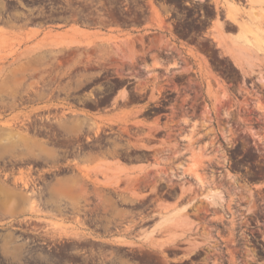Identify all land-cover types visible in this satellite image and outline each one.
<instances>
[{
  "label": "rangeland",
  "instance_id": "374dc122",
  "mask_svg": "<svg viewBox=\"0 0 264 264\" xmlns=\"http://www.w3.org/2000/svg\"><path fill=\"white\" fill-rule=\"evenodd\" d=\"M218 4L0 0V143L23 125L39 144L0 157V258L40 263L49 246L101 264H264V58H234ZM177 207L189 226L164 250L88 241Z\"/></svg>",
  "mask_w": 264,
  "mask_h": 264
},
{
  "label": "bare ground",
  "instance_id": "6f19581e",
  "mask_svg": "<svg viewBox=\"0 0 264 264\" xmlns=\"http://www.w3.org/2000/svg\"><path fill=\"white\" fill-rule=\"evenodd\" d=\"M220 2H221V0H220ZM246 2H247V5H248V7L246 8V7H244V8H246L245 10H241L240 9V7L238 6L239 4H237V6L231 1V0H222V7H223V10H225V13H226V18L228 19V20H230L237 28H236V30L237 31H235V33L232 35V37L229 39L230 40V43H231V47L233 48V50H234V53H235V56H234V58L235 59H237V60H239L241 63H243L244 64V66H246V67H248L249 69L250 68H252V66H253V59L256 57V58H258L260 55H262V58H264V0H246ZM221 4V3H220ZM243 6V5H242ZM222 27V24L221 23H219L218 25H217V29L219 28H221ZM79 29V28H78ZM2 30V29H1ZM0 30V31H1ZM4 30V29H3ZM2 30V32H4ZM73 30H75V29H73ZM80 30H82V29H80ZM1 32V33H2ZM76 32L77 33H79L80 31H77L76 30ZM82 33H83V31H81ZM0 33V34H1ZM82 35V34H81ZM230 46V45H229ZM230 47V48H231ZM259 59V58H258ZM254 61H255V59H254ZM21 127H23V125L22 126H9L8 125V128H3V129H5V130H7V131H9V134H11L10 136L11 137H9L8 139H4L3 140V142H1L0 143V157L2 156V155H4V154H7L8 152H10V151H12L13 150V147L14 146H16L18 143H22L24 146H26V145H28V144H30L31 146H39V144L36 142V141H34V140H32L29 136H28V134H27V128H24V131H21ZM23 129V128H22ZM192 135V134H191ZM188 138H190V136L188 137ZM14 139V140H13ZM191 139V138H190ZM189 140V139H188ZM192 140V139H191ZM191 140H190V142H188V143H191L192 144V142H191ZM187 143V144H188ZM190 145V144H189ZM193 146V145H192ZM27 147V146H26ZM186 147L188 148V150H190V149H192V151L194 150V146L192 147V148H190L189 149V147L186 145ZM191 147V146H190ZM186 148V149H187ZM196 150V149H195ZM191 152V151H190ZM199 155V154H198ZM31 156H33V155H31ZM195 156V155H194ZM196 156H197V154H196ZM195 156V157H196ZM191 157H193V156H191ZM198 157V156H197ZM200 157V156H199ZM47 158H52V155L51 154H46L45 155V160L47 159ZM194 158V157H193ZM193 158H191V159H193ZM198 159V158H197ZM199 160V159H198ZM118 161V160H117ZM117 161H115V160H113V161H111V159L110 160H107V162H109V163H107V164H105V165H110V163L111 164H114L115 166H116V169L120 166V170H121V162L120 163H118ZM191 161H193L192 163H190L189 164V166L186 168V170L187 171H189L190 173H192L193 174V177H194V179H195V182H196V184L199 186V189L201 190V188H205V186H206V184H205V180H204V177H203V175H202V173H201V170H199V164L200 163H198L197 161H196V159L194 158V160H191ZM101 164H102V162H100ZM100 163H97L98 164V166H97V164L94 166V167H96L95 169H99L98 171L100 172V173H98V175L99 174H105L104 172H106L105 171V169H107V168H103L105 165L103 164V167H101L102 169H104V171L103 172H101L100 171ZM104 163H105V161H104ZM198 163V164H197ZM93 167V166H92ZM111 167V166H110ZM157 167V166H156ZM155 167V168H156ZM178 167V166H177ZM179 167H183V166H179ZM90 170L89 171H92V170H95V169H93V168H89ZM92 169V170H91ZM101 169V170H102ZM114 169V168H113ZM112 168L110 169V171L112 170V171H114ZM119 169V168H118ZM149 169V168H148ZM184 169V168H183ZM201 169V168H200ZM87 171V173H88V169H86ZM120 170H119V172H120ZM154 169H151L150 171H153ZM185 170V169H184ZM184 170L182 171V169L179 171V169H172V170H170V171H168L167 173H168V176H169V179H173L174 177H175V174L177 173V172H184ZM109 170L107 171V172H110ZM106 172V173H107ZM118 172V171H117ZM117 172H115L116 173V175H115V173H114V175H111V176H105V182H106V185L109 183V182H111L115 177H118L117 176ZM121 174H118V175H123L122 174V172H120ZM178 175H179V173H177ZM203 174H204V171H203ZM96 175V174H95ZM97 176V175H96ZM180 176V175H179ZM205 176V175H204ZM122 177V176H121ZM99 178V176H97V179ZM103 178V177H102ZM119 178V177H118ZM116 179V180H118V181H120V179ZM206 178V177H205ZM100 179H101V177H100ZM114 179V180H115ZM126 181H128L129 179L127 178H124ZM124 179H123V181H124ZM19 181L22 183V185H23V187L25 188V187H27V182L24 180V178H23V176L21 175L20 177H19ZM99 181V180H98ZM101 181V180H100ZM122 181V180H121ZM171 181V180H170ZM116 181H114V183H115ZM116 183H118V182H116ZM115 183V184H116ZM114 184V185H115ZM214 184V183H213ZM108 185H110V184H108ZM111 185H113V183H111ZM197 186V187H198ZM207 195L205 196V199L207 200V201H212L213 200V197L214 196H218L219 195V192H218V190H217V186L214 184V186L212 187L211 186V188L208 190V193H206ZM210 196V197H209ZM30 205H32L33 206V201H32V204H30ZM34 207V206H33ZM160 207V206H159ZM158 207V208H159ZM163 207V206H162ZM161 207V208H162ZM30 208V207H29ZM165 208V206L162 208V210ZM178 209H175V210H169V211H167V212H159L160 214H157V217H158V219H157V221H155V223H154V226H152L153 227V229L151 228V231L149 232V231H146V229L145 230H139L136 234L137 235H135L136 236V241L137 242H142V244L143 243H146V245H147V240H149L148 238H149V236H153L155 233H157V231L158 230H156L157 228L159 229V228H161V227H170L171 229H172V227L173 228H175L176 230H182V231H184V228L183 227H187V226H189V223L188 224H186V222H187V219L188 218H186L185 219V217H184V214L183 213H185V208L186 207H177ZM35 209H36V207H34V209H31V210H34V211H32V212H35ZM174 209V208H173ZM37 210V209H36ZM158 210H160V208L158 209ZM37 212H38V210H37ZM186 215V214H185ZM55 222V221H54ZM53 222V223H54ZM189 222V221H188ZM60 223V222H59ZM55 224H56V222H55ZM186 224V225H185ZM60 225H61V223H60ZM59 224H56V227H58V226H60ZM64 227V226H63ZM149 228V227H148ZM169 228V229H170ZM188 228V227H187ZM59 229L60 230H62L61 232H63V233H65L66 232V230H63L61 227H59ZM141 229H144L143 227L141 228ZM167 230V233H168V231H170V230ZM186 229V228H185ZM137 230V229H136ZM156 230V232L154 233V231ZM162 231H164V228L163 229H161ZM160 230V231H161ZM166 230V229H165ZM175 230V231H176ZM146 231V232H145ZM171 231H173V229L171 230ZM147 232H149V233H147ZM166 232V231H165ZM125 233V232H124ZM123 233V234H124ZM154 233V234H153ZM169 233H171V232H169ZM168 233V234H169ZM127 234V233H126ZM134 234H135V232H134ZM167 234V235H168ZM177 234V233H176ZM171 235V234H170ZM173 235V234H172ZM179 235H181V234H179ZM131 236H133V235H131ZM130 236V237H131ZM135 236H134V238H135ZM178 236V235H177ZM177 236H175L174 235V237L170 240V242L168 241L166 244H164V245H161V246H156V244L155 245H153L154 247L156 246V249H158L157 247H159V248H161L160 250H164L167 246H169L171 243H173L178 237ZM126 237V236H125ZM154 237V236H153ZM167 237V236H166ZM172 236H168L167 237V239L168 238H171ZM179 238H180V236H179ZM179 238H178V240H179ZM182 238V237H181ZM180 238V239H181ZM124 238H122L121 240V243L123 244V246H125V245H128V246H133V247H135V246H137V247H139L140 245L139 244H137V242H136V244H135V240H134V244H132V243H126V242H124V240H123ZM132 240V239H131ZM127 241H129V240H127ZM150 242V241H149ZM163 242V241H162ZM165 242V241H164ZM176 242H178V241H176ZM141 244V245H142ZM151 244V243H150ZM149 244V245H150ZM176 244V243H175ZM144 245V244H143ZM120 246V245H119ZM122 246V245H121ZM151 246V245H150ZM171 246V245H170ZM173 246V245H172ZM132 247V248H133ZM140 247H142V246H140ZM168 248V247H167ZM192 249V248H191ZM159 250V249H158Z\"/></svg>",
  "mask_w": 264,
  "mask_h": 264
},
{
  "label": "crops",
  "instance_id": "0c3cea01",
  "mask_svg": "<svg viewBox=\"0 0 264 264\" xmlns=\"http://www.w3.org/2000/svg\"><path fill=\"white\" fill-rule=\"evenodd\" d=\"M219 1V4H218V6H219V8H221V9H223V7H222V0H221V2H220V0H218ZM236 6H237V4H239L238 6L240 7V9L241 10H245L247 7H248V5H247V2L246 3H243V2H241V1H238V0H231ZM221 3V4H220ZM237 3V4H236ZM243 5V6H242ZM214 6H215V8H216V4H214ZM237 6V7H238ZM244 7H246V8H244ZM224 12H225V10H223ZM225 15H226V13H225ZM228 20V19H227ZM229 22H231L230 20H228ZM232 23V22H231ZM121 164V170H120V166L117 168L118 170H120V172H127V171H131L132 170V168L134 167L133 165H128V164H123V163H120ZM123 177V176H122ZM121 176L119 177V178H122ZM116 179L118 178V177H115ZM114 178V179H115ZM118 178V179H119ZM112 180V182H114L115 180ZM157 219H158V217H155V218H152L151 219V225L149 226V228H147V230L146 231H151V228L153 229V227L152 226H154V223H155V221H157ZM139 225H140V223H139ZM151 227V228H150ZM164 228V231H162L161 229H163ZM170 227H161V228H157L156 230H158L157 231V233H155L156 232V230L154 231V237L151 235V236H149V240H147V243H151V242H157V244H158V246H161V245H164V244H166L168 241H170L173 237H174V235L176 236L177 234H179V230H176L175 228H173L172 227V229H173V231H171L172 229L170 228ZM166 229V230H165ZM170 230V231H168V233L169 232H171V233H167V230ZM161 230V231H160ZM176 230V231H175ZM145 231V232H146ZM149 231V232H150ZM166 231V232H165ZM149 232H147V233H149ZM177 233V234H176ZM168 234V235H167ZM171 234V235H170ZM173 234V235H172ZM126 236V237H125ZM125 236H120V237H118V236H116V237H105V238H102V239H97V240H99L100 242H102V243H104V244H107V245H109L110 246V248H115V247H118L119 245H117L116 244V242H112V240L114 239H119L120 241H122L121 239L122 238H124L123 240H124V242L126 241V242H131L132 244H133V242H134V240H135V244H136V236H135V238L133 237V236H131V235H125ZM131 236V237H130ZM168 236H172L171 238H168L167 239V237ZM132 239V240H131ZM127 240H129V241H127ZM150 241V242H149ZM163 241V242H162ZM165 241V242H164ZM122 245V246H121ZM120 248H129L130 246H128V245H125V246H123V244L122 243H120V246H119Z\"/></svg>",
  "mask_w": 264,
  "mask_h": 264
},
{
  "label": "flooded vegetation",
  "instance_id": "af4514ba",
  "mask_svg": "<svg viewBox=\"0 0 264 264\" xmlns=\"http://www.w3.org/2000/svg\"><path fill=\"white\" fill-rule=\"evenodd\" d=\"M88 241L92 244L102 243L97 239L88 238ZM45 244V243H44ZM103 244V243H102ZM34 244L33 246H35ZM89 256V253L84 251L76 250H50V247L47 246V252L45 253L46 261L44 262H35L31 260H22L21 262H15L12 260H3L0 258V264H101L100 260L85 259ZM32 259V257H28Z\"/></svg>",
  "mask_w": 264,
  "mask_h": 264
}]
</instances>
